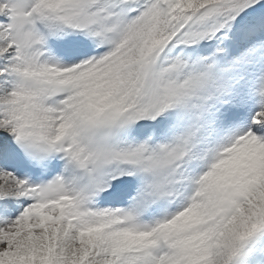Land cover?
Masks as SVG:
<instances>
[{"label": "snow or ice", "instance_id": "snow-or-ice-1", "mask_svg": "<svg viewBox=\"0 0 264 264\" xmlns=\"http://www.w3.org/2000/svg\"><path fill=\"white\" fill-rule=\"evenodd\" d=\"M0 264H264V0H0Z\"/></svg>", "mask_w": 264, "mask_h": 264}]
</instances>
